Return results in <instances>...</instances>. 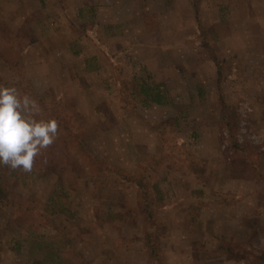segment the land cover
Masks as SVG:
<instances>
[{
    "label": "rangeland",
    "instance_id": "rangeland-1",
    "mask_svg": "<svg viewBox=\"0 0 264 264\" xmlns=\"http://www.w3.org/2000/svg\"><path fill=\"white\" fill-rule=\"evenodd\" d=\"M3 26L18 44L0 43V85L37 101V119L43 101H63L92 151L71 149L83 171L67 169L63 190L38 163L41 176L11 177L41 202L63 193L53 204L77 222L73 264H147L144 230L164 264H249L264 248V0H0ZM154 80L167 104L140 90ZM224 119L261 177L229 171ZM158 158L145 226L142 192L110 167L134 173ZM9 234L0 264H25V239Z\"/></svg>",
    "mask_w": 264,
    "mask_h": 264
},
{
    "label": "trees",
    "instance_id": "trees-1",
    "mask_svg": "<svg viewBox=\"0 0 264 264\" xmlns=\"http://www.w3.org/2000/svg\"><path fill=\"white\" fill-rule=\"evenodd\" d=\"M152 30V28H146V31ZM8 30L3 26L0 28V43H5L8 47L17 46V40L8 35ZM10 49V52H13ZM7 64L15 62L20 64L19 60H13L11 58L6 61ZM18 67V66H17ZM15 82L23 85V80L20 78ZM160 82L154 80L151 84H140V90L151 100L157 103L167 104L164 93L159 87ZM32 91V90H30ZM34 94V92H33ZM32 95V94H30ZM221 97L223 94H220ZM39 99L44 98L42 94H39ZM43 101L44 108L49 109L43 119L54 118L58 121L59 131L57 138L53 145L48 149L42 150L41 154L35 158L33 169L31 172L34 175L41 176L42 170L35 169L36 164H40L44 167V170L52 171L55 174V183H61L66 170L73 168L74 172L83 171L81 166L78 165L79 161L73 156L72 151L75 150L78 156H82L84 160L92 158V151L84 144V135L82 126L76 122L71 115H67L63 101L60 103L51 99ZM54 102V104L52 103ZM221 130L227 132L228 145L225 149L226 155L230 153L228 168L229 171L235 175V177L255 178V176L261 177V172L257 170L258 164L256 162L247 160V155L251 154V147L248 142H241L236 137L237 123H229L228 121H221ZM247 146L249 147L246 151ZM74 148L73 150H71ZM85 155H82V153ZM38 159V160H37ZM162 161V160H161ZM160 159L150 160L148 164H140L136 167L134 173L127 171L122 172L118 167H110V170L115 169L119 171L120 175L128 180L130 183H134L142 192V206L141 213L145 220V226L148 223H154V210L151 208V203L157 199L151 194L150 178H155L151 173L150 168L155 164L161 163ZM90 167L94 166L91 171L94 175L99 173L98 164L95 160H89L87 163ZM19 169L12 170L6 166L0 165V214L6 217L0 216V257L1 249L3 248L4 239L10 234L9 231L13 230L19 237L25 239V244L20 245L22 249L26 250V263L30 264H73L79 258L83 262L82 254L77 251L72 242V235L75 236V229L77 228V222H72L66 215L65 218L59 215L60 211L64 209L69 212L68 208L62 206H54V200L64 201L63 193L56 191L54 196H50L45 202L36 200L33 196H25L21 192L14 189L12 185L11 177L18 173ZM157 188V184H154ZM61 186V185H60ZM158 189V188H157ZM60 190V191H61ZM58 197V198H57ZM159 198V197H158ZM62 207V208H61ZM71 215V212H70ZM4 219V220H3ZM150 230H144V236L142 237V247L148 252L147 264H164L163 255L157 249V238L152 235ZM25 246V248L23 247ZM68 249H71L73 253H70ZM160 250V249H159ZM249 264H264V248L256 252Z\"/></svg>",
    "mask_w": 264,
    "mask_h": 264
},
{
    "label": "clouds",
    "instance_id": "clouds-1",
    "mask_svg": "<svg viewBox=\"0 0 264 264\" xmlns=\"http://www.w3.org/2000/svg\"><path fill=\"white\" fill-rule=\"evenodd\" d=\"M41 109L15 87L0 85V165L31 172L35 158L55 142L59 124L37 119Z\"/></svg>",
    "mask_w": 264,
    "mask_h": 264
}]
</instances>
